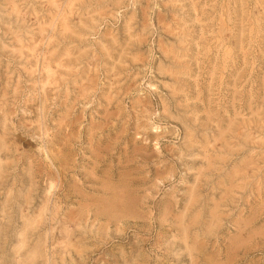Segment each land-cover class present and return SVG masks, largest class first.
Returning a JSON list of instances; mask_svg holds the SVG:
<instances>
[{
  "label": "rangeland",
  "instance_id": "rangeland-1",
  "mask_svg": "<svg viewBox=\"0 0 264 264\" xmlns=\"http://www.w3.org/2000/svg\"><path fill=\"white\" fill-rule=\"evenodd\" d=\"M65 1L0 0V264H264V0Z\"/></svg>",
  "mask_w": 264,
  "mask_h": 264
},
{
  "label": "bare ground",
  "instance_id": "bare-ground-1",
  "mask_svg": "<svg viewBox=\"0 0 264 264\" xmlns=\"http://www.w3.org/2000/svg\"><path fill=\"white\" fill-rule=\"evenodd\" d=\"M63 1H65V0H63ZM68 1H69V0H68ZM242 1H243V0H242ZM10 2H11V1H10ZM51 2H52V1H51ZM65 2L67 3V1H65ZM246 2L249 3V1H247V0H246ZM257 2H258V1H257ZM83 3H84V2H83ZM263 3H264V2H263ZM245 4H247V3H245ZM11 5H12V4H11ZM61 5H62V4H61ZM251 5H252V4H251ZM63 6H64V5H63ZM65 6H66V5H65ZM247 6H249V5L247 4ZM13 7H14V6H13ZM57 7L59 8L60 6H57ZM250 7H252V6H250ZM263 7H264V6H263ZM55 8H56V6H55ZM65 8H66V7H65ZM65 8H64V9H65ZM236 8H238V7L236 6ZM257 9H258V8H257ZM60 11H61V10H60ZM237 11H238V10H236V12H237ZM250 11H251V10H250ZM254 11H255V10H254ZM243 12H244V11H243ZM261 12H262V11H261ZM263 12H264V10H263ZM234 13H235V11H234ZM252 13H253V12H252ZM254 13H256V12H254ZM244 14H245V13H244ZM262 14H263V13H262ZM248 15H249V14H248ZM263 16H264V15H263ZM241 17H242V16H241ZM258 17H260V16H258ZM242 18H243V17H242ZM251 18H252V17H251ZM260 18H261V17H260ZM157 19H158V18H157ZM252 19H253V18H252ZM262 19H263V18H262ZM242 20H243V19H242ZM143 21H144V20H143ZM186 21H187V20H186ZM253 21H254V20H253ZM259 21H260V20H259ZM251 23H252V22H251ZM254 23H255V22H254ZM262 23H263V22H261V24H262ZM81 24H82V23H81ZM252 24H253V23H252ZM254 25H256V24H254ZM247 26H248V25H247ZM252 26H253V25H252ZM256 26H257V25H256ZM256 26H254V27L258 29V26H257V27H256ZM262 26H264V23H263ZM129 27H130V26H129ZM219 28H220V27H219ZM224 28H225V27H224ZM251 28H252V27H251ZM255 28H254V29H255ZM259 28H260V27H259ZM244 29H245V28H244ZM218 30H219V29H218ZM258 30H259V29H258ZM261 30H262V29H261ZM260 32H261V31H260ZM262 32H264V31H262ZM221 33H222V32H221ZM223 33H224V32H223ZM252 33H253V32H252ZM255 33H256V32H255ZM262 34H263V33H262ZM260 35H261V34H260ZM253 38H254V37H253ZM262 38H263V37H262ZM219 39H220V38H219ZM184 40H185V39H184ZM263 40H264V39H263ZM76 41H77V40H76ZM222 41H223V39H222ZM250 41H251V40H250ZM107 42H108V40H107ZM236 42H237V41H236ZM251 42H252V41H251ZM79 43H80V42H79ZM101 43H102V42H101ZM114 43H115V42H114ZM253 43H254V42H253ZM217 44H218V43H217ZM214 45H215V44H214ZM247 45H248V44H247ZM220 46H221V45H220ZM226 47H227V46H226ZM65 48H66V47H65ZM121 48H122V47H121ZM254 48H255V47H254ZM67 49H68V48H67ZM225 49H226V48H225ZM243 49H244V48H243ZM123 51H124V49H123ZM68 52H69V51H68ZM119 52H120V50H119ZM255 52H256V51H255ZM122 53H123V52H122ZM122 53H121V54H122ZM178 53H179V52H178ZM104 54H106V53H103V55H104ZM168 55H169V54H168ZM262 55H263V54H262ZM218 56H219V55H218ZM106 57H108L107 54H106ZM187 57H188V56H187ZM213 57H214V56H213ZM215 57H216V56H215ZM220 57H221V56H220ZM230 57H231V56H230ZM250 57H251V56H250ZM44 58H45V57H44ZM216 59H217V58H216ZM260 59H261V58H260ZM218 60H219V59H218ZM221 60H222V59H221ZM221 60H220V61H221ZM73 61H74V60H73ZM76 61H77V60H76ZM119 61H120V60H119ZM70 62H72V61H70ZM227 62H228V61H227ZM109 63H110V62H108V66H109ZM42 64H44V63L42 62ZM218 64H220V63H218ZM45 65H46V64H45ZM45 65H44V66H45ZM259 65H260V64H259ZM116 66H117V65H116ZM216 66H217V65H216ZM216 66H215V67H216ZM109 68H110V67H109ZM116 68H117V67H116ZM160 68H161V67H160ZM42 69H43V68H42ZM113 69H115V68L113 67ZM211 69H212V68H211ZM216 69H217V67H216ZM43 70H44V69H43ZM46 70H47V69H46ZM217 70H218V69H217ZM161 71H162V70H161ZM218 71H219V70H218ZM47 72H48V71H47ZM82 72H83V71H82ZM106 72H107V71H106ZM112 72H113V71H112ZM181 72H183V71H181ZM221 72H222V71H221ZM45 73H46V72H45ZM83 73H84V75H85V72H83ZM113 73H114V72H113ZM175 73H176V72H175ZM177 73H179V70H178ZM184 73H185V72H184ZM51 74H52V73H51ZM171 74H172V73H171ZM181 74H182V73H181ZM214 74H215V73H214ZM108 75H109V74H108ZM114 75H115V73H114ZM183 75H184V74H183ZM212 75H213V74H212ZM41 76L43 77V75H41ZM48 76H49V75H48ZM44 77H46V75H45ZM49 77H51V76H49ZM109 77H110V76H109ZM41 79H42V78H41ZM41 79H40V80H41ZM44 79H45V78H44ZM44 79H43V80H44ZM49 79H51V78H48V77H47V80H49ZM43 80H42V81H43ZM54 80H55V79H54ZM183 80H184V79H183ZM49 81H50V80H49ZM37 82H38V81H37ZM113 82H114V81H113ZM54 83H55V81H54ZM111 83H112V81H111ZM213 83H214V82H213ZM220 83H221V82H220ZM37 84L39 85V82H38ZM108 84H109V83H108ZM112 85H113V84H112ZM149 86H150V85H149ZM39 87H41V86H39ZM209 87H210V86H209ZM42 88H43V87H42ZM175 88H176V87H175ZM175 88H174V90H175ZM38 89H39V88H38ZM43 90H45V89H43ZM103 92H104V91H103ZM172 96H173V95H172ZM45 98H46V97H45ZM35 100H36V99H35ZM42 101H43V98H42ZM181 102H182V101H181ZM44 104H45V103H44ZM164 107H165V106H164ZM185 108H186V107H185ZM164 109H165V108H164ZM41 110H42V109H41ZM38 111H39V110H38ZM194 113H195V112H194ZM196 113H197V112H196ZM196 113H195V114H196ZM258 114H259V113H258ZM191 115H192V114H191ZM193 115H194V114H193ZM44 116H45V115H44ZM191 117H192V116H191ZM191 117H190V118H191ZM196 117H197V116H196ZM41 118H42V117H41ZM209 118H210V117H209ZM210 120L212 121L211 118H210ZM23 124H24V123H23ZM25 124H26V123H25ZM5 125H6V123L4 124V127H5ZM205 125H206V124H205ZM39 126H40V125H39ZM43 127H44V126H43ZM40 128H41V127H40ZM41 130H42V129H41ZM189 130H190V129H189ZM5 131H6V130H5ZM47 131H48V130H47ZM231 131H232V130H231ZM231 131H230V132H231ZM232 132H233V131H232ZM232 132H231V133H232ZM5 133H6V132H5ZM5 133H4V134H5ZM186 134H187V132H186ZM192 134H193V133H192ZM192 134H191V135H192ZM0 135H1V134H0ZM40 135H41V134H40ZM184 136H185V135H184ZM187 136H188V135H186V136L184 137V139H185ZM220 136H221V135H220ZM225 136H226V135H225ZM225 136H224V137H225ZM257 136H259V135H257ZM192 137H193V136H192ZM226 137H227V136H226ZM226 137H225V138H226ZM189 138H191V137H189ZM192 140H193V138H192ZM226 140H228V139L226 138ZM4 141H5V140H4ZM184 141H185V140H184ZM190 141H191V140H190ZM215 141H216V140H215ZM2 142H3V141H2ZM5 142H6V141H5ZM5 142H4V143H5ZM193 142H195V141H193ZM196 142H197V141H196ZM208 142H209V141H208ZM246 142H247V141H246ZM186 143H187V142H186ZM189 143H190V142H189ZM190 144H191V143H190ZM221 144H222L221 147H222V148L224 147L225 150H226V146H223V143H221ZM239 144H240V143H239ZM2 145H3V144H2ZM6 145H7V144H6ZM185 145H186V144H185ZM228 145H229V143H228ZM187 147H188V146H187ZM187 147H186V148H187ZM219 147H220V146H219ZM224 148H223V149H224ZM185 150H186V149H185ZM227 150H228V149H227ZM236 150H237V149H236ZM5 152H6V151H5ZM219 153H220V152H219ZM191 155H192V154H191ZM191 155H190V156H191ZM210 155H211V154H210ZM216 155H217V154H216ZM211 156H212V155H211ZM224 156H225V155H224ZM46 157H47V156H46ZM2 160H3V159H2ZM0 161H1V160H0ZM210 162H211V160H210ZM2 163H3V162H2ZM214 163H215V162H214ZM214 166H215V165H214ZM39 168H40V167H39ZM44 169H46V168H44ZM0 170H1V167H0ZM40 170H41V169H40ZM4 171H5V170H4ZM42 171H43V170H42ZM220 171H221V170H220ZM228 171H229V170H228ZM2 172H3V171H2ZM27 172H28V171H27ZM54 172H55V171H54ZM211 172H212V171H211ZM39 173H40V172H39ZM47 173H48V172H47ZM59 173H60V172H59ZM225 173H226V172H225ZM230 173H231V172H230ZM42 174H43V173H42ZM53 174H54V173H53ZM46 175H47V174H46ZM200 175H202V174H200ZM229 175H230V174H229ZM0 176H1V175H0ZM48 176H49V175H48ZM227 177H229L228 174H227ZM0 178H2V177H0ZM233 178H234V177H233ZM227 179H228V178H227ZM52 181H53V180H52ZM225 181H226V180H225ZM51 183H52V182H51ZM217 183H218V182H217ZM217 183H216V184H217ZM221 183L223 184V180H222ZM216 184H214V185H216ZM27 186H29V185H27ZM53 187H54V186H53ZM26 188H27V187H26ZM50 188H51V187H50ZM215 188H216V187H215ZM27 189H28V188H27ZM51 189H52V188H51ZM47 190H48V189H47ZM9 191H11V190L9 189ZM10 193H11V192H10ZM194 194H195V193H194ZM120 195H121V194H120ZM50 196H51V194H50ZM196 196H197V195H196ZM114 198H115V197H114ZM28 199H29V198H28ZM187 199H188V198H187ZM49 200H51V199H49ZM196 200H197V198H196ZM212 200H213V198H212ZM4 202H5V201H4ZM48 202H49V201H48ZM48 202H47V204H48ZM196 203H197V202H196ZM2 204H3V203H2ZM27 204H29V203H27ZM52 205H53V203H52ZM56 205H57V204H56ZM89 205H90V204H89ZM192 205H193V203H192ZM48 206H49V205H48ZM217 206H218V204H217ZM190 207H191V206H190ZM46 208H47V207H46ZM48 208L50 209V207H48ZM2 209H3V208H2ZM49 209H48V212L50 211ZM19 210H20V209H19ZM51 210H52V209H51ZM57 210H58V209H57ZM187 211H188V210H187ZM187 211H186V212H187ZM24 212H25V211H24ZM36 212H37V211H36ZM51 212H52V211H51ZM215 212H216V211H215ZM26 213H27V212H26ZM24 214H25V213H24ZM28 214H29V213H28ZM28 214H25V215H28ZM33 215H34V214H33ZM33 215H32V217H33ZM184 215H185V214H184ZM198 215H199V214H198ZM22 216H23V215H22ZM28 216L30 217V215H28ZM43 216H44V215H43ZM23 217H24V216H23ZM23 217H22V218H23ZM26 217H27V216H26ZM47 217H48V216H47ZM181 219H182V218H181ZM51 220H52V219H51ZM51 220H50V221H51ZM43 221H44V218H43ZM63 221H64V220H63ZM63 221H62V222H63ZM33 222L35 223V221H33ZM183 222H184V221H183ZM183 222H182V224H183ZM194 222H195V221H194ZM26 223H27V222H26ZM65 224H66V223H64V226H65ZM211 224H212V223H211ZM27 225H28V224H27ZM37 225H38V224H37ZM22 226H23V225H22ZM70 227H71V226H70ZM22 228H23V227H22ZM68 228H69V227H68ZM180 228H182V227H180ZM53 229H54V228H53ZM61 229H62V228H61ZM187 229H188V228H187ZM211 229H212V227L210 228V230H211ZM47 230H48V229H47ZM96 230H97V229H96ZM96 230H95V231H96ZM19 231H21V230H19ZM67 231H68V230H67ZM181 232H182V231H181ZM21 233H22V232H21ZM25 233H26V232H25ZM25 233H24V235H25ZM44 233H45V232H44ZM65 233H66V232H65ZM65 233H63V234H65ZM185 233H186V235L188 234L187 232H185ZM18 234H20V232H19ZM20 235H21V234H20ZM26 235H27V234H26ZM67 235H69V234H67ZM46 236H47V234H46ZM16 237H17V236H16ZM22 237H24V236H22ZM61 237H62V236H61ZM64 237H66V236H64ZM68 237H69V236H68ZM19 238H20V237H19ZM25 238H26V237H25ZM62 238H63V237H62ZM185 238H187V237H185ZM21 239H22V238H21ZM64 239H65V238H64ZM188 239H189V238H188ZM192 239H193V238H192ZM192 239H191V240H192ZM17 240H18V239H17ZM44 240H45V239H44ZM189 240H190V239H189ZM189 240H187V241L189 242ZM21 241H22V240H21ZM21 241H18V242H20V244H21ZM23 241H24V240H23ZM23 241H22V244L25 242V241H24V242H23ZM45 241H46V240H45ZM18 242H17V247H18ZM36 242H37V241H36ZM190 242H192V241H190ZM26 243H27V242H26ZM67 243H68V242H67ZM24 244H25V243H24ZM39 244H40V243H39ZM69 244H70V243H69ZM69 244H67V245H69ZM36 245H37V244H36ZM70 245H71V244H70ZM38 246H39V245H38ZM40 246H41V245H40ZM188 246H189V245H188ZM17 247H16V248H17ZM31 247H32V246H31ZM65 247H66V246H65ZM19 248H20V246H19ZM21 248H22V247H21ZM29 249H31V248H29ZM32 249H33V248H32ZM39 249H40V247H39ZM15 250H16V249H15ZM18 250H19V249H18ZM28 251H29V250H28ZM28 251H26V252L28 253ZM43 251H44V250H43ZM16 252H18V251H16ZM26 252H25V253H26ZM35 252H36V251H35ZM41 252H42V251H41ZM28 255H29V254H28ZM35 255H36V254H35ZM39 255H40V254H39ZM29 256H31V255H29ZM41 256H42V255H41ZM24 259H26L25 256H24ZM62 259H63V258H62ZM192 264H193V263H192Z\"/></svg>",
  "mask_w": 264,
  "mask_h": 264
}]
</instances>
